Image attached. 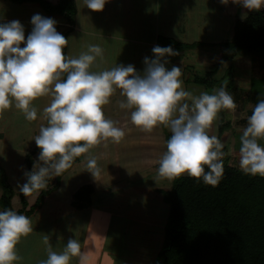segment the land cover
I'll return each instance as SVG.
<instances>
[{"label":"rangeland","instance_id":"374dc122","mask_svg":"<svg viewBox=\"0 0 264 264\" xmlns=\"http://www.w3.org/2000/svg\"><path fill=\"white\" fill-rule=\"evenodd\" d=\"M76 3L78 12L75 21L79 23L80 30L72 32L79 37L74 38L68 34L67 44L69 45L71 36L70 43H73L72 46L78 45V48L68 46L66 55L76 56L86 51L90 44L99 45L103 59L97 57L91 69L93 71L104 69V65L113 64V60L117 61L119 58L121 64L131 63L137 71L142 72L144 68L142 58L150 56L152 47H150L151 44H147L141 45V49H138L139 45L136 47L134 44V37H143L148 42L156 41L158 34L176 37L180 42L202 41L211 44L229 41L234 36L238 19L244 20L249 14L258 11H244V6L239 3V0L237 2L228 0L226 4L221 3V0H108L100 11L84 7L82 0H76ZM187 5L191 7L190 13L186 11ZM182 6L186 9L180 8ZM117 8L120 10L119 15L118 18L113 19V22L120 23L121 30H119L129 39V42L124 41L118 44L114 40V45L109 46L96 37L86 36L84 31L93 27L95 20L102 19L105 13L110 14ZM56 21L55 27L63 35L68 26L60 23V20L56 19ZM23 26L26 38L32 25L28 22ZM210 44L169 56L167 59L170 60L166 68L170 69L173 65L180 64L183 69L181 74H184L186 78L189 76L190 79L188 84H185L187 87L183 86L186 78L182 80V87L193 95H198L200 92L211 94L222 85L229 86L228 92L232 95L237 107L234 110L221 109L218 112V118L208 131L210 135L218 137L220 125L229 122L221 137L227 149L225 156L229 157L223 158V161L238 167L239 137L247 123L246 115L251 114L252 105L254 106L259 99H264V94L254 91L252 87L253 80L261 78L260 74L264 71L260 67L263 64V57L255 55L252 58L248 54L237 56L231 77L225 76L226 63L216 75H213V78H208L218 82L199 85L193 82L194 77L203 78L222 56L219 48L211 47ZM110 67L109 65L107 68ZM262 82L258 80V85L264 86ZM50 99L49 96H42L33 100L32 103L37 109V118L32 121L26 120L24 114L14 106H10L0 115V165L6 170L7 180L15 191L12 199V207L15 211L22 206L18 184L22 185L26 181L23 175L27 171L26 154L36 146L32 139L38 134L41 124H46V115L42 109L50 102ZM123 99L124 97L117 89L110 96L109 102L103 106V111L107 118L116 121L117 126L123 128L124 137L119 142H113L108 138L93 146L83 154L82 161L73 165L62 175L58 184H55L57 176L49 177L51 186L55 184L57 187L54 190L50 189L48 196L44 197L43 202L29 217L33 224L31 232L34 234L30 232L21 236L16 245V252L19 248H25V250L32 248L38 256L42 257L47 254L48 246L59 247L69 238L76 239L80 245L85 246L89 232L91 230L94 232L101 225L105 227L106 224L102 222V219L109 217L108 231L105 229V232H108V243L114 242L119 256L128 257L133 250H136V256L139 258L155 259L153 249L156 240H152L151 234L157 235L159 230L157 226L164 224L166 218L164 211L158 207H166L168 210L167 204L157 190L170 189L174 179L158 177L155 165L165 150L164 142L169 137L167 132L169 130L161 125L150 133L141 131L131 123L130 110L119 106V101ZM258 142L264 145V138L259 139ZM91 157H95L96 166L99 168V172L94 177L87 169V160ZM87 186H91L94 194L88 199L86 197L81 199V202L87 204L86 207H75L74 204L78 202L75 193ZM0 193L2 194L1 186ZM37 196L36 194L27 196L29 207L36 203ZM105 199H112L113 202L116 200L118 205H109V202L104 201ZM88 200H91L92 205L88 206ZM100 200L106 202L107 207L104 208V205L96 202ZM115 208H117L116 211L113 210ZM0 210H2L1 206ZM129 212H134L132 216L134 218L127 215ZM46 230L50 231L51 235L55 232L57 235L63 234L64 240L53 242L54 240ZM163 230L164 228H162V234ZM44 232L49 237L47 242L44 240L46 236ZM18 256L25 259L22 253Z\"/></svg>","mask_w":264,"mask_h":264},{"label":"clouds","instance_id":"9594fccd","mask_svg":"<svg viewBox=\"0 0 264 264\" xmlns=\"http://www.w3.org/2000/svg\"><path fill=\"white\" fill-rule=\"evenodd\" d=\"M108 0H82L84 7L100 11ZM237 2V0H233ZM228 3V0H221ZM245 8L259 10L264 0H239ZM0 21L3 14L0 13ZM31 31L25 38L23 24L16 19L0 22V115L10 106L19 109L26 120L37 118L33 100L49 96L43 107L46 124L32 139L40 149L33 168L25 171L26 181L19 191L25 195L46 188L48 177L59 176L74 158L110 138L119 142L125 135L117 122L104 115L103 106L119 89L124 97L119 106L129 109L131 123L141 131L152 132L163 126L170 132L165 150L157 162L158 177L173 179L187 174L216 186L223 175L224 144L209 129L221 109H236L232 95L222 85L213 93L192 92L182 87L181 68L165 67L167 58L176 55L171 45H154L152 58H143L142 72L133 64H115L93 71L97 57L103 59L99 45L90 44L86 51L69 57L64 53L68 39L57 31V21L39 13L30 18ZM23 42V46L21 43ZM246 125L239 137L238 167L250 175L264 177V99L250 107ZM231 151V150H229ZM94 177L99 168L95 157L87 160ZM33 230L31 219L17 211L0 210V264H14L20 259L16 245L21 236ZM49 237H44L47 242ZM46 259L38 264H70L73 256L85 264L76 239L69 238L63 250L48 246Z\"/></svg>","mask_w":264,"mask_h":264},{"label":"trees","instance_id":"16d2710c","mask_svg":"<svg viewBox=\"0 0 264 264\" xmlns=\"http://www.w3.org/2000/svg\"><path fill=\"white\" fill-rule=\"evenodd\" d=\"M11 1L36 2L48 15L62 17L69 25L63 34L66 39L75 24L76 0H57L55 3L49 0ZM158 45H171L177 54L204 46L199 42L186 44L162 36L158 38ZM210 46L218 47L222 56L203 78L194 77L193 82L199 85L218 82L208 78H213L226 63L225 76L231 77L237 56L248 54L253 58L259 55L263 57V64L260 67H264V9L249 14L244 20L238 19L231 40L211 43ZM63 50L66 54V45ZM258 80H262L264 85V77H261L253 80L252 87L254 91L263 94L264 86H259ZM224 87L226 91L229 90L228 85ZM228 123L220 125L219 139ZM222 150L225 152L226 147L224 146ZM39 151L40 149L35 146L26 154L27 171L32 170ZM82 158L83 154L74 158L71 166L56 177L55 184H58L68 169L82 161ZM55 184L51 186L48 177L46 188L40 190L36 203L31 207L27 196L35 193L25 195L19 191L22 206L17 212L30 217L49 194L50 189L54 190L57 187ZM0 186L2 210L13 209L12 199L15 191L7 180L6 170L1 165ZM157 191L162 195L169 211L164 227V241L156 264H264V177L245 174L239 167L224 161L223 175L216 186L182 174L173 179L170 189L161 188ZM93 193L91 186L77 191L75 197L78 202L74 206L86 207L87 204L81 202V199L85 197L88 199ZM88 201L90 205L91 200Z\"/></svg>","mask_w":264,"mask_h":264},{"label":"crops","instance_id":"0c3cea01","mask_svg":"<svg viewBox=\"0 0 264 264\" xmlns=\"http://www.w3.org/2000/svg\"><path fill=\"white\" fill-rule=\"evenodd\" d=\"M230 1H233V0H230ZM51 2L55 3V2H57V0H51ZM192 4H196V2H192ZM180 8H182V9H186L187 8L186 11H188V13L191 12V10H190L191 7L188 6V5L186 6V8H184L183 6L180 7ZM263 9H264V7L260 8L259 10H263ZM243 10L247 11V10H250V9H247V8L244 7ZM119 11H120L119 8H117L116 11L115 10L111 11V13H110L111 15L108 14V13H105L106 15H103L102 19L97 20V21L95 20V23H94L93 27H90L89 30L84 31L86 36L87 37H96V38L100 39V41H102V43L105 42V44L109 45V46L114 45L113 44L114 40H116L118 42V44L119 43L121 44V42L124 43V41L129 42V39L126 36L124 37L121 34V32H120V30H121V27L119 26L120 23L118 21L113 22L114 18H118ZM77 12H78V9H77ZM0 13L3 14V21H0V22H6V21H10L12 19H16V20H19L22 24H26L28 22L30 23V18H31V16L33 14L39 13V14H41L44 17H51V18H54L55 20L56 19L60 20L59 21L60 23H64L67 26H69L62 17L56 18L55 16H50L42 9V7L39 4L37 5L36 3H31V2L30 3H27V2L16 3V2H13L11 0H0ZM185 13H187V12H185ZM112 14H113V16H112ZM216 14H218V13H216ZM190 21H191V23H193L192 19ZM190 21L188 20V23H190ZM185 22H187L186 18H185ZM79 26H80L79 23L77 24V22L75 21V24L73 25L72 30L70 31L69 35H71L74 38L75 37L78 38L79 35H77V34L73 35V32L75 30H77V32H78V30H80ZM95 26H96V28H95ZM84 33L82 32V35ZM160 36H162V37H170V38L178 41V39H176V37L164 36V35L158 34L157 37H156V41L152 40V41H149V42L147 41V39H144L143 37L142 38L141 37L140 38H135L134 37V44L136 45V47H137V45L140 46V47L138 46V49H141V45L146 46L147 44H151L152 46L150 45V47H153L154 45H158V38ZM70 37H69V45L66 44V50H67L68 46H69V48H70V46L72 48H78V45L72 46L73 43H70V40H71ZM196 42L203 43L204 45L210 44V43L206 44L205 42H202V41H195V42L188 41V42H182V43L192 44V43H196ZM214 48H216V47H214ZM149 55H150L149 58H152L154 54L153 53H149ZM169 60L170 59H167V63L165 64V67L168 66ZM114 62H117V64H121L120 63V59L118 58L117 61L113 60V64H109V65L111 67L115 66ZM108 66L104 65V68H107ZM176 66L180 67V64H178ZM169 67H170V65H169ZM261 69L264 70V67H261ZM181 70H183V69H181ZM260 75H261L260 77H264V71ZM188 77L186 78V77H184V74L183 75L181 74V77H180L181 80L184 81L185 78H186V81L184 82L183 86L185 84H188V82L190 80ZM185 87H187V86L185 85ZM167 132L170 133L169 131H167ZM226 151H227V149H226ZM226 151H225V153H226ZM155 165H156V168H157V163ZM159 189H161V188H159ZM0 195H1V193H0ZM113 196H114V194H113ZM162 200H163V198H162ZM104 201L109 202V205L110 204H112V205L113 204H117V202H118V201L116 202V200H115V202H113L112 199H105ZM96 202L97 203L99 202V204L104 205V208L107 207V203L106 202H102V200L96 201ZM158 208L161 211L162 210L164 211L166 218L164 219V224L161 223V226L157 224L158 225L157 227H159V230H158V228H156V229L158 230L157 231V235L159 234V238H157L156 234H154V235H153V233L151 234L152 240H156V244L154 245V249H153L154 250V254H155V259L151 260V259H147L146 257L145 258L144 257H140L139 258L138 256H136V250H133L131 252V254L128 255V257L119 256L118 253H117L118 250L116 249L114 242H112L111 244L108 243V232H107L108 231V227L107 226L109 224L110 219H109V217H106V218L102 219V222H104L106 224V226L104 227L103 225H101L100 228L95 230L94 232L91 230L89 232V235L87 236L88 240L85 241L86 245L85 246L84 245H80L81 252L84 253V255L87 257V259L85 261V264H156L157 261H158V254L161 251V248H162V245H163V241H164V230H163V234H162V228L165 227V224L167 222V217H168V211H169V207H168V210H167L166 207L161 208V206H160ZM113 210L116 211L117 208H115ZM133 213L134 212H129V214H127V215L132 217L134 215ZM132 218H134V217H132ZM105 229H107L106 232H105ZM46 232L49 233V236L51 237V239L54 240L53 242L57 243L58 241L64 240V238H63L64 235L61 234V233H58V235H57V233L55 232V234L53 233L51 235L50 231L46 230ZM46 232H44V234H46ZM32 234H34V233H32ZM20 244L22 245V243H20ZM64 246H65V244L60 245L59 247L54 245V248H53V245H52L51 247H52V249L54 251L59 252V251L63 250ZM16 250H17V248H16ZM38 251H39V249H38ZM21 253L25 257V259L24 258L23 259L20 258V261L19 260L14 261L15 264H38V261H40L42 259H46V256H47V254L46 255H42V257H41V255L38 256V253L34 252L32 248L31 249L28 248L27 250H25V248H19V251L17 252V255L21 254ZM70 264H80L79 257L78 256H73L71 258V260H70Z\"/></svg>","mask_w":264,"mask_h":264}]
</instances>
